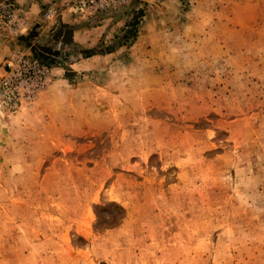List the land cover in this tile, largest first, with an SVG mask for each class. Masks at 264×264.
<instances>
[{"label": "rangeland", "instance_id": "1", "mask_svg": "<svg viewBox=\"0 0 264 264\" xmlns=\"http://www.w3.org/2000/svg\"><path fill=\"white\" fill-rule=\"evenodd\" d=\"M66 2L0 0V264H264V0Z\"/></svg>", "mask_w": 264, "mask_h": 264}, {"label": "built area", "instance_id": "2", "mask_svg": "<svg viewBox=\"0 0 264 264\" xmlns=\"http://www.w3.org/2000/svg\"><path fill=\"white\" fill-rule=\"evenodd\" d=\"M126 0H67L66 6L73 13L104 11ZM49 10L45 18L53 17ZM6 15L11 16L9 10ZM47 66L40 61L17 53L4 62L0 70V108L15 110L19 104L31 100L46 85Z\"/></svg>", "mask_w": 264, "mask_h": 264}, {"label": "trees", "instance_id": "3", "mask_svg": "<svg viewBox=\"0 0 264 264\" xmlns=\"http://www.w3.org/2000/svg\"><path fill=\"white\" fill-rule=\"evenodd\" d=\"M129 28L125 30V39L133 37L135 35V18L134 21L128 24Z\"/></svg>", "mask_w": 264, "mask_h": 264}, {"label": "crops", "instance_id": "4", "mask_svg": "<svg viewBox=\"0 0 264 264\" xmlns=\"http://www.w3.org/2000/svg\"><path fill=\"white\" fill-rule=\"evenodd\" d=\"M32 6H33V5H32ZM32 8H33V7H32ZM26 9H28V8L26 7ZM68 30H69V29H67V28H64V29H63V35H64V37H68V39L71 38V39L75 40V39H76V35H77V31L73 30L71 36H69V34H66V32H67ZM67 35H68V36H67ZM78 35H79V33H78ZM68 39H66V40H68Z\"/></svg>", "mask_w": 264, "mask_h": 264}, {"label": "water", "instance_id": "5", "mask_svg": "<svg viewBox=\"0 0 264 264\" xmlns=\"http://www.w3.org/2000/svg\"><path fill=\"white\" fill-rule=\"evenodd\" d=\"M66 34H69V36H71V34H72V29H69L67 32H66ZM68 36V35H67ZM66 39H68V37H65Z\"/></svg>", "mask_w": 264, "mask_h": 264}]
</instances>
